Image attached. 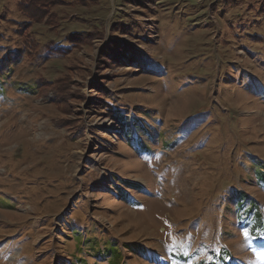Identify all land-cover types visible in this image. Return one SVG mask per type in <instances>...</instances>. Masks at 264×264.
Instances as JSON below:
<instances>
[{"label":"rangeland","instance_id":"374dc122","mask_svg":"<svg viewBox=\"0 0 264 264\" xmlns=\"http://www.w3.org/2000/svg\"><path fill=\"white\" fill-rule=\"evenodd\" d=\"M61 1L35 35L77 45L1 78L0 264H264V0Z\"/></svg>","mask_w":264,"mask_h":264},{"label":"trees","instance_id":"16d2710c","mask_svg":"<svg viewBox=\"0 0 264 264\" xmlns=\"http://www.w3.org/2000/svg\"><path fill=\"white\" fill-rule=\"evenodd\" d=\"M56 5H62L61 0H19L16 9L22 11L23 17H15L8 13V8L5 7L2 15L0 16V22L5 21L8 23L13 31V34H7V30H0V83L1 78L12 70V66L22 60L26 55H33L42 59L50 58L52 56H63V54H68L70 50L77 45V40L74 37L73 33H79L75 30L71 35L67 34L63 38L56 40L51 38L45 44H42L38 37H36V28L35 24L41 23L44 21L45 25L49 26L48 28L52 29L58 27L59 24V14L58 11H54ZM50 8L53 10L50 12ZM44 28V27H43ZM45 29V28H44ZM19 34L23 36V42L18 43V40L14 41V44L11 42L3 43V38L6 36ZM87 38H91L90 34H85ZM22 38V37H21ZM56 40V41H55ZM46 45L45 48L43 46ZM150 67V66H149ZM39 82L36 84H30L28 88H24L27 92L32 93V91L37 88ZM1 91V90H0ZM1 93V92H0ZM0 96H3L0 94ZM4 97V96H3ZM5 97L2 99L3 101ZM108 100L106 103L107 108H113V105ZM114 117L119 121L121 126L126 127V121H128V115L125 114L123 108L114 109ZM124 132H127V135L132 134V128L126 129ZM148 153H152L153 150L149 149L148 146H144ZM230 195V200L232 201L235 209L232 211L237 214L238 218L243 219L246 217L245 225L248 224L249 218H252L250 221L253 229V235H257L260 231H264V220L262 219V212L259 209L258 203L253 199L248 197V194L243 191L232 190L228 193ZM78 232V231H77ZM85 241V240H84ZM86 241H92L90 238ZM129 247H134L129 246ZM106 253L110 254V251L115 253L116 260L113 264H119L121 258V252L116 246H106ZM112 255V254H110ZM118 261V263H117ZM231 260L229 258L225 259V256L219 255L216 259L212 261L211 264H230ZM210 264V263H205Z\"/></svg>","mask_w":264,"mask_h":264},{"label":"snow or ice","instance_id":"6c2138e0","mask_svg":"<svg viewBox=\"0 0 264 264\" xmlns=\"http://www.w3.org/2000/svg\"><path fill=\"white\" fill-rule=\"evenodd\" d=\"M243 234H244L245 238L250 242L251 241V236H250V234H249L247 229L244 230ZM260 235L262 237H264V232H261ZM183 243H184L183 241H180V240H177V239L173 238V242H172L171 245H169V248L175 249L177 247V245H183ZM227 258L228 257H225V259H227Z\"/></svg>","mask_w":264,"mask_h":264}]
</instances>
